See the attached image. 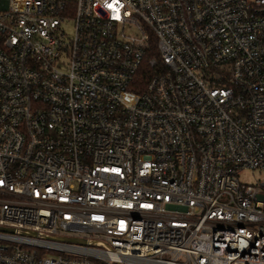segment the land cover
Here are the masks:
<instances>
[{"label":"built area","instance_id":"1","mask_svg":"<svg viewBox=\"0 0 264 264\" xmlns=\"http://www.w3.org/2000/svg\"><path fill=\"white\" fill-rule=\"evenodd\" d=\"M245 171L264 0H0V264H264Z\"/></svg>","mask_w":264,"mask_h":264},{"label":"rangeland","instance_id":"2","mask_svg":"<svg viewBox=\"0 0 264 264\" xmlns=\"http://www.w3.org/2000/svg\"><path fill=\"white\" fill-rule=\"evenodd\" d=\"M62 30L64 32L65 38H70L72 35V22L68 21L62 25ZM240 180L249 185H258L259 183L264 182V175L258 171L251 172L245 171L240 175Z\"/></svg>","mask_w":264,"mask_h":264},{"label":"water","instance_id":"3","mask_svg":"<svg viewBox=\"0 0 264 264\" xmlns=\"http://www.w3.org/2000/svg\"><path fill=\"white\" fill-rule=\"evenodd\" d=\"M64 241H66V242H73V243L80 242V241H78L76 239H64Z\"/></svg>","mask_w":264,"mask_h":264}]
</instances>
